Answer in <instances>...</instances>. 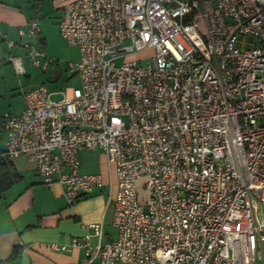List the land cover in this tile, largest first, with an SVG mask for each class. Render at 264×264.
Masks as SVG:
<instances>
[{
    "label": "built area",
    "instance_id": "obj_1",
    "mask_svg": "<svg viewBox=\"0 0 264 264\" xmlns=\"http://www.w3.org/2000/svg\"><path fill=\"white\" fill-rule=\"evenodd\" d=\"M58 26L81 87L22 92L23 111L0 118V160L33 163L68 206L109 188L117 237L87 225L70 244L82 264H264V0H70ZM39 33L35 18L20 35ZM25 57L8 59L19 75ZM83 151L105 155L107 182L81 171Z\"/></svg>",
    "mask_w": 264,
    "mask_h": 264
},
{
    "label": "crops",
    "instance_id": "obj_2",
    "mask_svg": "<svg viewBox=\"0 0 264 264\" xmlns=\"http://www.w3.org/2000/svg\"><path fill=\"white\" fill-rule=\"evenodd\" d=\"M68 1L0 0V118L6 109H11L13 112L9 113L16 115L24 109L23 99L18 98L20 100L17 101L14 98L25 88L22 75L16 73L8 59L24 56L25 51L20 47L22 42L45 46L51 25L59 33L62 7ZM35 18L39 20L40 33L33 38L22 37L20 33L27 31ZM9 42L15 43V46L9 47ZM66 46L63 53L67 61H77L78 49L67 43ZM25 79L28 81L27 76ZM6 140V132L0 131V152H3ZM10 162L21 174L22 180L6 191L0 202V263L82 264L84 251L70 244L72 239H81L92 233L87 225L102 224L104 242L117 237V234L113 237L109 232L113 227V208L108 206L104 195L103 190L109 189L107 186L68 206L62 188L59 185L46 187L33 163L25 158ZM102 176L107 182L108 173L104 172ZM115 193L116 186L113 188ZM52 245L67 246V249L56 251ZM15 249L20 251V255L11 259Z\"/></svg>",
    "mask_w": 264,
    "mask_h": 264
},
{
    "label": "rangeland",
    "instance_id": "obj_3",
    "mask_svg": "<svg viewBox=\"0 0 264 264\" xmlns=\"http://www.w3.org/2000/svg\"><path fill=\"white\" fill-rule=\"evenodd\" d=\"M46 45L40 46L35 42L33 43L39 50L43 51L46 60L48 61L47 68H41L33 65V63L25 57L24 52V65H25V76H21L23 81L24 89L16 94L14 98L17 101L22 99V92L31 91L39 87H45L49 93L54 94L51 97L52 101H59L63 99L64 92L68 88H80V79L75 76L69 78L67 74L68 59L65 57L63 51L67 47L65 41L61 38L60 34L57 32L56 28L51 25L47 35ZM74 56V55H73ZM72 56V57H73ZM152 56V50H145L136 55L127 58V61H146ZM42 62V61H41ZM27 76V80L25 77ZM26 81V82H25ZM58 93V94H56ZM20 98V99H18ZM13 112L11 109H6L2 112L4 114ZM5 137V135H3ZM81 171L84 173H94L102 174L104 172L108 173V167L105 155L101 151H83L79 155ZM146 179H142L138 182V191L140 196V201L145 202L147 197V192L145 189ZM104 195L108 201L109 189L103 190ZM109 232L113 237L116 236L117 230L114 227L109 229Z\"/></svg>",
    "mask_w": 264,
    "mask_h": 264
},
{
    "label": "trees",
    "instance_id": "obj_4",
    "mask_svg": "<svg viewBox=\"0 0 264 264\" xmlns=\"http://www.w3.org/2000/svg\"><path fill=\"white\" fill-rule=\"evenodd\" d=\"M22 176L17 172L14 165L10 162L9 158L2 157L0 160V202L3 194L8 191L14 184L20 182ZM20 255V251L15 249L11 259H15ZM2 264V263H0Z\"/></svg>",
    "mask_w": 264,
    "mask_h": 264
}]
</instances>
